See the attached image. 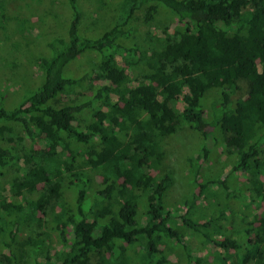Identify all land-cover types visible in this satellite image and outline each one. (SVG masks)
Masks as SVG:
<instances>
[{
  "label": "trees",
  "instance_id": "16d2710c",
  "mask_svg": "<svg viewBox=\"0 0 264 264\" xmlns=\"http://www.w3.org/2000/svg\"><path fill=\"white\" fill-rule=\"evenodd\" d=\"M82 1L65 0L39 82L11 104L0 91V264H264V0H119L89 36ZM140 10L176 30L158 24L132 44ZM3 11L1 26L13 19ZM86 53L92 82L71 70ZM185 127L208 142L191 175L218 148L243 181L196 178L201 195L222 186L225 204L172 214L165 141Z\"/></svg>",
  "mask_w": 264,
  "mask_h": 264
},
{
  "label": "rangeland",
  "instance_id": "374dc122",
  "mask_svg": "<svg viewBox=\"0 0 264 264\" xmlns=\"http://www.w3.org/2000/svg\"><path fill=\"white\" fill-rule=\"evenodd\" d=\"M103 1L107 3V7L101 10H98L101 6L99 1H96L94 5L86 0L81 2L83 11L81 33L83 35L89 36L93 33L94 22L98 20L99 11L102 13L101 15L108 14L104 18L109 21L111 19L110 10L112 11L119 5V0ZM0 2L4 6L3 14L14 19H12L13 22L8 21L3 26L0 25V91L4 90L7 94L6 102L11 104L17 101L28 84H37L42 78V71L36 64V60L47 54V41L65 33L60 32V28L61 23L65 22L63 21L64 17L69 14V7L65 0H0ZM157 19L160 21L145 22L144 10H140L130 21V24L134 26V35L130 39L131 43L144 42L148 31L152 28L155 29L154 27H157L158 24L169 26L170 33L176 30L177 21L175 18L163 15ZM97 24L99 23L97 22ZM131 43L128 42V44ZM94 58L95 54L86 53L72 64L71 70L79 76L88 74L87 78L92 82L91 67L92 62L95 61ZM116 61L122 67L126 66L130 70L133 69L130 68L128 63L130 59L127 57L117 56ZM131 76L134 82L142 78L138 72L131 73ZM241 86V89L235 93V97L246 92V83H241ZM214 99L215 92H211L204 101L206 117L211 118L209 105ZM175 106L178 111H181L185 104L179 100L176 101ZM207 143L205 139L187 127L165 141V149L170 153L166 165L171 167L175 177V182L165 198L170 205L168 207H170L172 214H178L177 210L181 213L187 211L186 201H189L190 204L195 202L196 207H202L205 211H211L210 202L225 204V193L222 186H212L208 193L201 195L199 188L193 184L196 178H199V181L220 178L225 180L232 189L240 186L243 181L241 174L236 177L230 175L233 160L227 156H222L218 148H213L208 160L197 164L199 168L201 165V177L189 173L191 163L196 161L197 155L202 151L201 148ZM235 207L237 210H242L244 206L236 204ZM222 223L229 224L230 222L223 220ZM56 237L57 235L53 232L52 239H56ZM190 241L192 247H196V240L190 239ZM182 261L181 259L180 262L182 263Z\"/></svg>",
  "mask_w": 264,
  "mask_h": 264
}]
</instances>
